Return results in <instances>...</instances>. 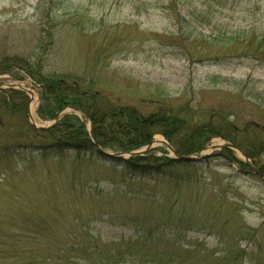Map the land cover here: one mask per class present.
<instances>
[{"label":"rangeland","instance_id":"rangeland-1","mask_svg":"<svg viewBox=\"0 0 264 264\" xmlns=\"http://www.w3.org/2000/svg\"><path fill=\"white\" fill-rule=\"evenodd\" d=\"M189 1L0 0V60L31 61L50 33L47 74L79 79L82 90L145 115L156 108L151 95L188 105L194 117L221 113L264 174V0ZM194 8L212 22L199 23ZM218 29L243 45L199 61L205 46L225 42L210 39ZM22 67L0 73V91L28 97L25 113L0 106V264H264V180L237 152L234 162L209 154L225 140L209 138L192 157L209 155L177 161L172 177L130 175L116 166L125 154L98 144L113 157L52 154L32 139L28 114L37 127L52 121L37 116L40 86ZM12 84L31 87L30 96ZM78 110L59 120L74 116L92 130ZM162 141L155 135L133 152L172 159Z\"/></svg>","mask_w":264,"mask_h":264},{"label":"trees","instance_id":"trees-1","mask_svg":"<svg viewBox=\"0 0 264 264\" xmlns=\"http://www.w3.org/2000/svg\"><path fill=\"white\" fill-rule=\"evenodd\" d=\"M183 3L185 5L192 4L189 0H184ZM203 6L204 8L208 6L211 9V5ZM193 10L198 12L195 17L199 20V23L205 21L206 24H210L212 22L210 17L213 14L207 12L205 14L200 8H194ZM50 35V33H47L46 37L38 40L37 55L31 61H23L19 58L0 60L1 74L10 73L9 67L23 66L25 69L23 67L21 69L40 86V103L36 111L40 119L53 121L55 114L61 109L76 107L87 114L92 124L96 143L100 147L116 149L117 152L122 154L139 150L151 143L155 135H160L177 154L192 156L203 149L209 138L218 136L227 143L238 147L247 158L251 159L253 157L254 149L250 148L249 142L241 138L242 132L239 128H235L232 123L221 121V113L211 112L205 117H194L190 113L191 109L188 105L186 107L181 104L177 106L168 105L163 98L159 100L151 95L149 102L156 105V108L152 113L145 115L134 107L114 105L103 99L98 92L90 93L82 90L81 80L79 79L68 78L66 75L59 76L60 74L57 73L55 75L47 74L43 59L46 49L52 43ZM182 35L186 36L184 31ZM212 35H210V39L225 42L221 45L215 44L212 46L211 43L208 44V47L205 46V49L199 52V61H202L204 57L208 58L211 53H214L215 58L219 56L226 57L224 53L228 48L229 50L231 48L235 50L243 45L239 40L228 37L226 31L222 32L220 29L217 30L215 37H212ZM190 36L189 34L188 37ZM194 39L197 40L198 38H192V40ZM228 40L231 41L226 42ZM247 45L245 50H251L255 54L253 47L249 43ZM255 48L257 51L260 50L258 45ZM6 60L11 62L8 63ZM0 96L2 99L0 100V106L2 105L11 112L15 110L26 112L28 97L24 93L17 90H4L0 91ZM29 129L32 139L37 140L42 149H48L52 154L59 155L70 150L75 153L97 151L89 140L84 124L74 116H64L46 129H35L33 126H30ZM163 154L166 155L167 153L163 151ZM218 155L225 158L229 157L234 162L229 149H221ZM115 161L117 162L116 166L121 167L128 174L142 177L149 176L150 171H153L156 176L172 177L171 168L177 162V160L165 157L146 160L145 156H132L127 159L116 158ZM235 161L246 167L243 162Z\"/></svg>","mask_w":264,"mask_h":264},{"label":"water","instance_id":"water-1","mask_svg":"<svg viewBox=\"0 0 264 264\" xmlns=\"http://www.w3.org/2000/svg\"><path fill=\"white\" fill-rule=\"evenodd\" d=\"M20 88L21 90H24L27 89L28 90V96H30V90H31V87H28V86H25L23 84H12V85H9L7 86L8 89L10 88ZM0 88L2 89L1 85H0ZM69 111H73L74 113H79L80 111L77 109V108H74V107H67V108H64L62 109L61 111H59L55 117H54V120L52 121V125H54L58 120L59 118L64 114V113H68ZM28 118H29V121L31 123L32 126H34V128L36 129H46V128H43V127H37L33 124V121L31 119V116L28 114ZM88 135L90 137V140L92 142V144L94 145V147L96 148L97 152L105 157H113L112 155H109L105 152H103L99 146L97 145V143L95 142L94 138H93V135H92V130H88ZM165 147L166 149L168 150V152L172 155V159L174 160H178V161H183V162H196V161H201L203 158H205L207 155L210 154L211 151H215V150H221L223 148H226V149H229L230 151H233V152H237L239 154V156L241 157L242 161L244 162V164L247 166L248 168V173L249 174H253V175H256L258 178L264 180V175L259 172L257 169H255L252 164L249 163L248 161V158L247 156L236 146H233L227 142L225 143H222V144H219L218 146H215V147H212V148H209L208 151H209V154L206 153L205 155H201L200 157H192V156H183V155H180V154H177L173 148L166 142V141H162L161 142ZM148 149H151V146L149 145L147 147L146 150ZM127 157H132V156H138V155H141L139 152H132V153H128V154H125ZM117 157V156H116Z\"/></svg>","mask_w":264,"mask_h":264}]
</instances>
